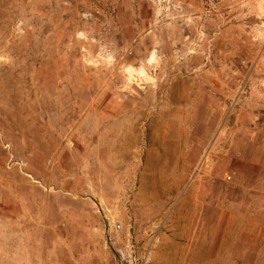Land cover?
I'll return each instance as SVG.
<instances>
[{
    "label": "rangeland",
    "instance_id": "374dc122",
    "mask_svg": "<svg viewBox=\"0 0 264 264\" xmlns=\"http://www.w3.org/2000/svg\"><path fill=\"white\" fill-rule=\"evenodd\" d=\"M130 242L264 264V0H0V264Z\"/></svg>",
    "mask_w": 264,
    "mask_h": 264
},
{
    "label": "built area",
    "instance_id": "2783aa9c",
    "mask_svg": "<svg viewBox=\"0 0 264 264\" xmlns=\"http://www.w3.org/2000/svg\"><path fill=\"white\" fill-rule=\"evenodd\" d=\"M149 254V247L141 248L130 242L127 249L118 251V258L120 264H148Z\"/></svg>",
    "mask_w": 264,
    "mask_h": 264
},
{
    "label": "bare ground",
    "instance_id": "6f19581e",
    "mask_svg": "<svg viewBox=\"0 0 264 264\" xmlns=\"http://www.w3.org/2000/svg\"><path fill=\"white\" fill-rule=\"evenodd\" d=\"M150 95V94H149ZM158 106V105H157Z\"/></svg>",
    "mask_w": 264,
    "mask_h": 264
}]
</instances>
